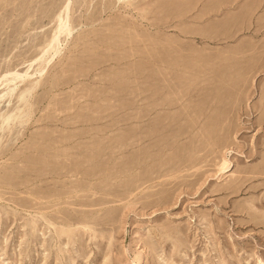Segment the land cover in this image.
<instances>
[{
    "label": "rangeland",
    "instance_id": "rangeland-1",
    "mask_svg": "<svg viewBox=\"0 0 264 264\" xmlns=\"http://www.w3.org/2000/svg\"><path fill=\"white\" fill-rule=\"evenodd\" d=\"M0 264H264V0H0Z\"/></svg>",
    "mask_w": 264,
    "mask_h": 264
},
{
    "label": "bare ground",
    "instance_id": "bare-ground-1",
    "mask_svg": "<svg viewBox=\"0 0 264 264\" xmlns=\"http://www.w3.org/2000/svg\"><path fill=\"white\" fill-rule=\"evenodd\" d=\"M223 166L225 167V165L223 164Z\"/></svg>",
    "mask_w": 264,
    "mask_h": 264
}]
</instances>
